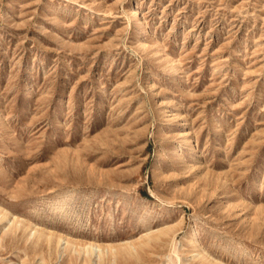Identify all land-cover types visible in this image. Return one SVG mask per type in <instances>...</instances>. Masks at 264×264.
<instances>
[{
  "label": "rangeland",
  "instance_id": "obj_1",
  "mask_svg": "<svg viewBox=\"0 0 264 264\" xmlns=\"http://www.w3.org/2000/svg\"><path fill=\"white\" fill-rule=\"evenodd\" d=\"M0 264H264V0H0Z\"/></svg>",
  "mask_w": 264,
  "mask_h": 264
},
{
  "label": "bare ground",
  "instance_id": "obj_2",
  "mask_svg": "<svg viewBox=\"0 0 264 264\" xmlns=\"http://www.w3.org/2000/svg\"><path fill=\"white\" fill-rule=\"evenodd\" d=\"M132 12H133L134 14L136 13L135 10H132ZM27 96H29V93H28ZM185 140H186V142H188V138H185ZM179 150H180V147H178V148L176 149V151H177L178 153H180ZM2 216H3V214H2ZM36 230H37V229H35L34 231H36ZM187 233H188V238H187V239H188V244L196 245L197 237H196V234H195L194 224H190V225H189ZM39 234L41 235L42 232H39ZM58 239H60V237H58ZM59 241H60V240H59ZM63 247H64V246H63ZM197 254L202 255V250L199 249L198 252H197Z\"/></svg>",
  "mask_w": 264,
  "mask_h": 264
}]
</instances>
